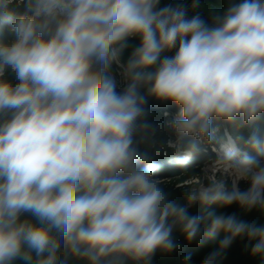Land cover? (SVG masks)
Wrapping results in <instances>:
<instances>
[{
    "label": "clouds",
    "instance_id": "9594fccd",
    "mask_svg": "<svg viewBox=\"0 0 264 264\" xmlns=\"http://www.w3.org/2000/svg\"><path fill=\"white\" fill-rule=\"evenodd\" d=\"M225 3L0 0V264H152L177 229L223 234L202 264L238 238L264 264V225L210 210L264 216V135L213 144L264 119V0ZM149 99L178 109L165 142ZM153 150L178 157L184 204Z\"/></svg>",
    "mask_w": 264,
    "mask_h": 264
},
{
    "label": "rangeland",
    "instance_id": "374dc122",
    "mask_svg": "<svg viewBox=\"0 0 264 264\" xmlns=\"http://www.w3.org/2000/svg\"><path fill=\"white\" fill-rule=\"evenodd\" d=\"M177 2L190 3V0H161V6L168 4V3L174 4ZM203 2L205 4L215 5L219 9H223L226 7L225 0H203ZM202 15L204 16L206 20H210L208 11L206 9L202 12ZM130 43L133 45L138 44V40L133 39L130 41ZM130 51L131 49L125 52L124 54L125 59L130 54ZM115 72H116V79L118 81V87L123 88L124 82L122 81V79L120 78L118 74L119 69H115ZM147 107L149 109V117H148L149 121L157 125L158 128L160 129L157 133V140L161 142L167 141V139L171 138V134L165 128H163V125L165 124L166 120L169 118V117H166L164 114L165 112H168L174 115L178 112V109L176 108L175 105L171 103H161V102L155 101L154 99H149ZM255 129H259L260 134L264 135V119H262L261 121L257 122L254 125H251L243 129L237 128L233 125L222 126L219 132L217 133L216 139L213 142V144L215 147L219 148L220 145L226 141V138H227L226 132H227V135H230L234 139L238 137H244L246 139L250 135V133ZM222 132L224 133V136L221 135ZM233 132L236 133V135H234ZM153 151L155 152V155H156L155 163L160 165V170L157 172V175L161 178H168L173 182V185L167 186L168 190L172 192L173 197L177 199L178 202H180L181 204H184L185 200L183 197V190L176 188L174 185V184L181 183L180 180L176 179V175L180 171L176 163V160L178 159V157L171 156V155L165 156L163 154V151H160V152H156V150H153ZM213 157H214V153L211 151V149L208 148L207 150H205L204 147L202 146V150L193 156L190 167L200 168L199 167L200 165L202 167L207 161H209ZM195 164H198L199 166ZM190 179L195 181V180L200 179V177L193 176ZM241 187L244 188L246 187V185L242 182ZM199 207H200L199 204L193 205L192 207L189 208V213L195 214L196 211H199L197 213L202 214L204 209L199 208ZM210 210H215L217 214L221 213L220 208H218L215 205L211 206ZM173 237L174 239H178L179 237L180 239L184 238L183 235L180 234L178 229L174 230ZM216 247L217 245L213 244L211 246L204 248L201 253H196L195 257L191 258L190 264H202V260L204 256L208 252L214 250ZM152 264H184V261L176 259V258H172L165 254L156 253V255L153 257Z\"/></svg>",
    "mask_w": 264,
    "mask_h": 264
},
{
    "label": "trees",
    "instance_id": "16d2710c",
    "mask_svg": "<svg viewBox=\"0 0 264 264\" xmlns=\"http://www.w3.org/2000/svg\"><path fill=\"white\" fill-rule=\"evenodd\" d=\"M234 135L236 133L233 132ZM222 136H224V133H221ZM199 166L198 164H195ZM201 167V165L199 166ZM198 168V167H197ZM199 208H202L201 206ZM221 212H227L232 213L236 212L238 215L241 216L242 219L248 220V221H255L258 225H264V216L258 215L256 212L250 213L248 215H243L240 213L239 209L236 206H232L228 209H220ZM196 211L195 214H198ZM223 234H217V236L213 240H197L192 242L191 244L187 243L185 241V238L180 237L178 239H175L177 248L171 252V253H162L160 251H157V253L165 254L167 256H170L172 258H176L179 260H183L184 256L189 255L191 258L195 257L196 253H201L202 250L208 246H211L213 244L218 246V242L220 239H222ZM254 243V242H251ZM246 245H248V248L246 249ZM17 264H20V262H17ZM218 264H260V258L259 257H253L250 253V242L247 239H236L231 247L227 250L226 254L218 260Z\"/></svg>",
    "mask_w": 264,
    "mask_h": 264
}]
</instances>
